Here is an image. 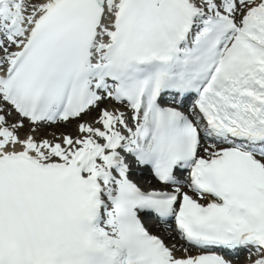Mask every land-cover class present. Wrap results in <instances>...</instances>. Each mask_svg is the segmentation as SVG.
<instances>
[{"label":"snow or ice","instance_id":"6c2138e0","mask_svg":"<svg viewBox=\"0 0 264 264\" xmlns=\"http://www.w3.org/2000/svg\"><path fill=\"white\" fill-rule=\"evenodd\" d=\"M264 264V0H0V264Z\"/></svg>","mask_w":264,"mask_h":264},{"label":"bare ground","instance_id":"6f19581e","mask_svg":"<svg viewBox=\"0 0 264 264\" xmlns=\"http://www.w3.org/2000/svg\"><path fill=\"white\" fill-rule=\"evenodd\" d=\"M246 255V254H245ZM245 255L242 257H239L238 259H233V262L237 263V264H246V259H245Z\"/></svg>","mask_w":264,"mask_h":264}]
</instances>
